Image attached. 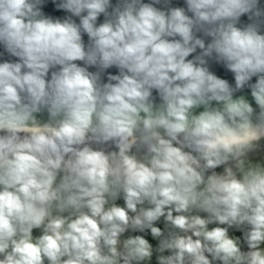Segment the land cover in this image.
<instances>
[{"label":"clouds","instance_id":"clouds-1","mask_svg":"<svg viewBox=\"0 0 264 264\" xmlns=\"http://www.w3.org/2000/svg\"><path fill=\"white\" fill-rule=\"evenodd\" d=\"M0 264H264V0H0Z\"/></svg>","mask_w":264,"mask_h":264}]
</instances>
